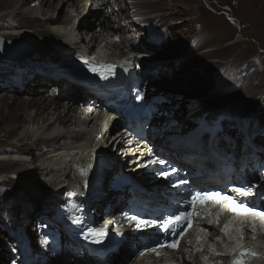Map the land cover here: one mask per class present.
<instances>
[{"label":"bare ground","instance_id":"6f19581e","mask_svg":"<svg viewBox=\"0 0 264 264\" xmlns=\"http://www.w3.org/2000/svg\"><path fill=\"white\" fill-rule=\"evenodd\" d=\"M113 1L115 7H111ZM155 8L166 12L168 19L174 18V15L185 17L189 14V10H183L176 0H0V37L22 43L37 39L33 43L38 46L43 45L44 41L49 43L40 57L24 65L8 67L3 59L0 60V68L8 67V72L14 74L12 78L0 80V188L5 186L13 191L9 195L10 191L7 189L1 195L0 212L5 217L8 216L19 231L23 230V225L38 221L37 234H33L32 230L31 237L38 236L39 239L35 249L26 245V258H22L24 264H27L28 259L32 260L30 264L94 263L77 243L72 230L58 218L61 211L78 216L67 204L69 191L76 197L86 195L83 204L86 205L87 213L96 210L99 212L95 218H90L92 221L97 222L103 216L108 217L105 220L112 219L114 216L117 223L123 224L122 217L128 213L127 200L133 194L151 203L164 205L167 204L165 197L171 196L167 192L168 185L158 183L153 175L156 157L169 158L192 172L200 171L206 175H209V170L222 173L223 163L231 162L241 172L243 179L244 173L248 176L251 174L248 170L243 171L237 161L251 165L257 162L259 156L264 161V144L253 131L254 128L250 124L233 125L221 118V115L211 119L206 127L200 128L186 139L152 132L150 128L157 116L167 109L168 103L158 102L152 105L149 110L152 118L139 122L142 129L148 128L149 136L146 140L136 142L130 139L132 136L126 138L127 133L122 134V131L112 135L122 126L127 131L135 130V126L124 121L120 124L113 117L116 114L113 107L115 100L110 93L94 82L80 83L73 74L70 76L55 71V65L61 62L71 64L84 61L104 42L107 44L104 52L115 63L127 60L128 54L125 50L138 53L159 51L149 61L156 63L162 58L163 49L172 44L175 34L172 26L163 24L165 27L160 29L161 27L149 22L148 16ZM74 12L77 13L76 16ZM105 13L111 14L109 19H106ZM202 22L195 24L196 27L188 32L196 41L195 47L205 45L201 32L211 29V26L204 27L206 23ZM144 33L145 38H142ZM118 37L120 41H114ZM144 58V61L135 59V66L130 70L126 87L140 82L141 78L145 80L140 83L146 92L149 91L146 86L151 81L160 91L168 90V84L158 82L173 77L174 69L179 68V65L144 69L143 63L149 57ZM233 62H227L225 66L229 68L222 72L230 74V78H224L228 85L229 82H234L238 86H248V90L254 89L252 81L255 75L238 76L236 71L239 68ZM260 86L264 85L261 83ZM260 86L255 89H260ZM56 91L60 94L58 98ZM34 92L40 96H33ZM41 92L46 94L42 95ZM101 94L105 96L101 98ZM263 98L264 94L258 105L264 104ZM123 105L128 107L129 103L124 102ZM89 108H93V111H89ZM233 128L238 129L242 134L238 136L242 138L235 136L231 139L230 131ZM222 136L232 140L234 145H230V152L220 145ZM115 144L117 153L111 155L112 146ZM108 145L110 152L106 154L105 148ZM238 145L244 149L243 153ZM229 155L236 159H230ZM181 156H186L190 162L179 160ZM102 158L104 160L97 169ZM127 171L130 173H126ZM93 179H96L102 192V196L96 199L89 198V185ZM129 180H135L140 190L133 191ZM110 189H113L111 193ZM26 190L35 192L36 199L23 205L18 203V193ZM214 214L215 212L210 217ZM210 219H206L205 224ZM19 231L15 232L16 236L22 234ZM124 236L118 244L119 254L110 253L107 256V261L111 264H167L171 261V256L182 259L183 264H190L188 256L195 254L191 251V245L199 243L201 237L207 243L212 241L205 235H194L185 241L177 255L169 253L162 257L156 256L154 261H138L137 254L143 249L139 238L145 235H135V228H130L124 232ZM5 239L10 241L9 237ZM1 241L3 240L0 236V243ZM52 241L57 242V247L53 246ZM239 242L238 235L235 236L231 231L230 235L223 238L220 246L226 248L227 252L231 244L238 245ZM242 249L256 253L255 256L249 255L245 258L247 264H264V237L259 238L257 244L245 243ZM242 249L238 248L235 253L238 255ZM204 251L205 249L196 255L200 257ZM7 252L0 253L2 264ZM231 260L233 261L232 256ZM199 262L200 260H195L196 264Z\"/></svg>","mask_w":264,"mask_h":264},{"label":"rangeland","instance_id":"374dc122","mask_svg":"<svg viewBox=\"0 0 264 264\" xmlns=\"http://www.w3.org/2000/svg\"><path fill=\"white\" fill-rule=\"evenodd\" d=\"M146 1L156 2L157 0ZM121 2H123V0H121ZM176 2L183 10H189V14L185 17H177L174 15V18L168 19L166 17V12L155 8L148 16L150 18L149 22H152V24H155L158 28L161 27L160 29L165 26H172L171 29L174 31L175 35L173 36L174 39L172 44L167 45L163 49L162 58L156 63H149L148 61L159 52L152 51V57H149L148 60L146 59L145 64L143 63V68L150 69L179 65V68L175 67L173 77L170 79H163L158 83L168 84V91L171 87H184L194 95L202 97L200 98L202 100L187 102L184 99H179L170 94L160 96L157 100L152 102L153 105L158 102L162 104L168 103V107L157 116V124L153 127L152 132L157 135H166L168 137L188 138L195 134L200 128L206 127L211 119L221 115V118L233 125L250 124L254 128L253 131H255L259 140L264 144V104L262 106L258 105V101L262 97V94H264V86H260L261 83L264 85V80L262 81L264 77V0H176ZM95 4L98 3L95 2ZM120 4H122L123 7L125 6L124 3ZM90 6L91 3H89L88 7ZM115 6L116 4L113 1L111 7ZM67 9V6H65V10ZM57 13L58 11L56 14ZM175 13L176 9L173 10V14ZM76 15L77 13L74 12V16ZM105 15H107L106 19H109L111 16L109 13H105ZM81 19L82 18H80V20ZM202 21L206 23L203 25L204 27L211 26V29L205 33V30L201 32L202 40L205 45L195 47L196 41L190 37L188 32L190 29L196 27L195 24H199ZM97 31H99V29H97ZM149 33L152 34L150 31ZM145 35L144 33L142 38H145ZM31 41L23 42L26 47L24 49L25 51L16 55L15 58L4 60V64L8 67L13 65V67H15L29 63L37 57H40L44 47L49 45V43L44 41L43 45L40 44V46H38L33 43V41H37V39ZM138 44L141 45L140 43ZM49 47H52V45ZM231 61H234L233 64L237 63L239 70L236 72L238 76L255 75L252 81L254 89L248 90V86H238L234 82H229L230 85H228L224 78H230V74L222 72L227 71L229 67H226L225 64ZM69 64L70 63L67 62H61L55 65V71L64 74L67 73L70 76L74 75L73 77L80 81V83H86L85 79L82 76H78ZM8 67L6 69L0 68V80L14 77V74L8 72ZM228 71H230V69H228ZM190 73L192 76H188ZM52 77H54V75ZM259 86L260 89H255ZM51 91L54 92V90ZM259 92L262 93L257 95ZM41 93L42 95L46 94L44 92ZM50 94L52 95L53 93L51 92ZM55 94L56 98L60 96L58 91H56ZM33 96L38 97L40 95H36L34 92ZM118 130H120V128L114 131L112 135H116ZM230 133L232 135L231 139L235 138V136L236 138L238 137V139L242 138V136H238L242 134L236 128H233ZM125 137L127 138L129 136ZM231 142L232 140H227L225 136H222L220 145L227 148L226 150L230 152V145H234ZM237 147L242 151L241 153L244 152L241 145ZM109 148L110 145L105 148L106 154L110 152ZM103 153L105 154V152ZM110 153L111 155H116L117 144L112 146V151ZM229 158L233 160L236 159L234 156L230 157V155ZM103 160L104 158L100 160L97 169L100 168L99 166L102 164ZM127 165L129 166V164ZM237 165L240 167L243 166V164L238 161ZM128 168L132 169L131 166ZM126 173H130V171ZM3 188L9 189V195L13 192L9 187L3 186ZM90 189V199H96L102 196L100 186L95 179L92 180ZM111 191H113V189H110L109 193H111ZM18 195L20 197L18 203L21 202L23 205L32 203L36 199V193L31 190L20 191ZM123 209H125V206ZM104 217L105 216L99 220ZM37 225L38 221L34 224L23 225V230L19 231L20 229H18V227L15 228L12 220L8 216L5 217V215L0 212V232L3 233L0 234L3 240L0 243V253L8 251L4 264H24L22 258H26V245L32 249L36 248L39 237H31V235L32 230H34L33 234H37ZM17 231L20 233L22 232L24 235L21 234L16 236L15 232ZM14 236L16 238H14ZM8 237L10 241L5 239ZM52 244L54 247H57L56 241H52ZM31 261L32 260L28 259L27 264H30ZM0 264L2 263L0 262Z\"/></svg>","mask_w":264,"mask_h":264},{"label":"snow or ice","instance_id":"6c2138e0","mask_svg":"<svg viewBox=\"0 0 264 264\" xmlns=\"http://www.w3.org/2000/svg\"><path fill=\"white\" fill-rule=\"evenodd\" d=\"M92 71H96L95 68L91 69ZM111 71V69L109 68V72ZM159 163L161 164H165L166 161H159ZM173 172L176 171V169H172ZM161 176H167L169 175V173L167 171H163L159 173ZM180 183H187V181H180ZM233 192L239 194L240 196H247L249 195L248 192L244 191L242 188H234ZM209 199H228L232 201V211L233 212H239L242 214H248V213H252V214H257L255 212V209L253 208H248L247 206H245L242 202L241 203H237L235 199H233L232 196H221V194L219 192H215V193H202V192H195L192 195L191 200L189 201V204L193 206L196 204L197 201H200L202 203H206ZM259 215H264V212L258 213ZM195 215V211L193 210L192 213H189L187 211H180L177 214H173V215H169L167 218L162 219L160 221V227L162 228V230L166 233H170L175 235L177 228L182 225L185 221H189L191 219V216ZM129 220H136L137 217L132 216V217H128ZM144 223V222H141ZM152 223H156V221H153ZM179 241H174L170 244H167V247L170 248H176L178 246ZM255 256L256 253L249 250V249H242L241 252L238 254L237 258L234 261V264H247L246 262V257L247 256Z\"/></svg>","mask_w":264,"mask_h":264},{"label":"water","instance_id":"95a60500","mask_svg":"<svg viewBox=\"0 0 264 264\" xmlns=\"http://www.w3.org/2000/svg\"><path fill=\"white\" fill-rule=\"evenodd\" d=\"M26 47L22 42H12L7 41L5 39L0 38V58L8 59V58H15L16 55H19L23 51H25ZM161 94H170L171 96H176L177 98L184 99L187 102L193 101H201L202 97L193 95L188 89L184 87H173L169 91H160L159 88L155 85H151L149 91L146 92L143 102L140 107L142 108H149L151 101L153 98L161 95ZM223 104V103H222ZM157 120L154 122V126H156ZM7 190L0 188V194L6 193Z\"/></svg>","mask_w":264,"mask_h":264}]
</instances>
